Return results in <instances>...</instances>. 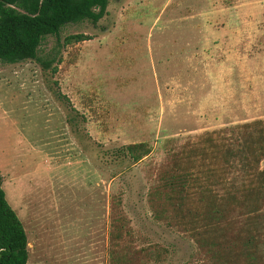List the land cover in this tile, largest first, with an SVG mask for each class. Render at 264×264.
Wrapping results in <instances>:
<instances>
[{
  "label": "rangeland",
  "instance_id": "rangeland-1",
  "mask_svg": "<svg viewBox=\"0 0 264 264\" xmlns=\"http://www.w3.org/2000/svg\"><path fill=\"white\" fill-rule=\"evenodd\" d=\"M36 55L49 68L0 61L1 188L26 264H110L111 195L123 264H219L154 218L149 194L182 143L264 123V0H109L97 22L63 25ZM135 142L149 153L120 172L109 152ZM258 208L251 264H264V197ZM227 220L242 236L243 210Z\"/></svg>",
  "mask_w": 264,
  "mask_h": 264
},
{
  "label": "trees",
  "instance_id": "trees-1",
  "mask_svg": "<svg viewBox=\"0 0 264 264\" xmlns=\"http://www.w3.org/2000/svg\"><path fill=\"white\" fill-rule=\"evenodd\" d=\"M108 1L0 0V61L35 59L46 70L50 60L36 55L41 40L56 35L67 23L97 22ZM87 38L70 34L64 42ZM225 130L205 131L170 151L149 194L152 203H159L152 215L206 248L219 264H251L257 248L258 203L264 197V123L252 120L233 125L227 129L229 134ZM148 153L145 142H135L115 147L109 157L122 165V172ZM109 201V262L123 264L127 254L117 248L127 233L125 219L115 214L116 197L111 195ZM235 209L243 210V235L230 237L227 219ZM26 260V235L0 180V264H26Z\"/></svg>",
  "mask_w": 264,
  "mask_h": 264
}]
</instances>
